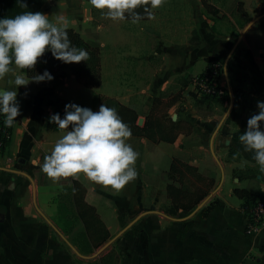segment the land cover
<instances>
[{"label":"crops","instance_id":"obj_1","mask_svg":"<svg viewBox=\"0 0 264 264\" xmlns=\"http://www.w3.org/2000/svg\"><path fill=\"white\" fill-rule=\"evenodd\" d=\"M208 3L217 10L216 14L205 11L200 0H189L190 16L183 23L189 25V30L183 38L190 39L195 32L193 43L167 45L163 33L154 34L160 45L152 55L161 56L163 62L155 79L143 84L140 91L146 97L145 106L150 108L154 98L164 99L172 82L188 73L177 84L169 111L174 120L189 124L190 131L180 134L173 143L160 142L158 148L162 155L172 158L168 169L174 163L172 183L177 188L193 190V184L198 185L204 177L198 165L190 160L196 151L202 152L205 159L210 158L215 172L206 177V182L212 184L199 203L209 197L190 211L178 208L170 212L171 205L159 209L163 194L171 204L167 193L171 182L158 186L153 196L147 194L148 186L144 187L140 170L141 160L147 159L148 153L142 149L136 151L138 176L120 193L95 185L81 174L75 181L85 189V196L93 192L102 194L103 200L114 199L112 209L117 215L126 212L136 217L144 213L140 217L143 223L136 230L138 235L127 232L131 225L125 230L127 233L124 231L129 239L124 242L117 239L120 234L116 238L118 245L114 246L113 241L107 246L112 244L109 249L106 247L90 257L94 264H264V226L255 233H247V218L241 211L246 200L264 197V174L260 173L254 154L245 151L239 141L248 119L258 114L257 101L264 102V0H208ZM182 28L169 27L175 30L172 39L183 35ZM129 55L138 57L136 52ZM213 61L221 65V81L227 94L199 99L193 91V78ZM23 74L30 79L26 72ZM51 76V81H30L16 89L21 114L4 151L9 154V161L12 156H25L37 162L41 156L50 154L64 132L53 123L52 128H46V123L57 113L63 119L65 105L74 103L93 111L92 89L81 84L71 71L60 70ZM11 79L13 73L0 81V88L13 90ZM116 98L118 103L129 106L127 99ZM260 128L264 131V122ZM178 167L189 168L188 174L181 175ZM14 168L4 162L0 165V264H75L73 255L61 245L70 246V242L63 234L65 243L53 239L47 224L37 215L38 206L44 210L41 203L44 191L31 175L25 176L26 170ZM144 201L149 202V207L139 212L140 208H136ZM76 248L80 252L77 245Z\"/></svg>","mask_w":264,"mask_h":264},{"label":"rangeland","instance_id":"obj_2","mask_svg":"<svg viewBox=\"0 0 264 264\" xmlns=\"http://www.w3.org/2000/svg\"><path fill=\"white\" fill-rule=\"evenodd\" d=\"M40 12L48 15L52 21L55 20L56 16L65 17L68 21L67 27L77 31L89 45L99 49L101 63L99 84L91 88L93 111H98L102 104L114 108L118 101L116 96H118L119 99H127L129 107L136 110L138 113L137 124L139 123L138 125L140 126L144 122V116L150 109L149 106H145L146 97L140 91L141 86L149 84L155 79L157 68L163 62L161 56L152 55L155 48L160 45V41L154 34L163 33L167 45L174 42L188 44L195 41V32H192L190 39L188 36V39L183 38L184 34H187L186 32L189 30V25L183 24L190 16L191 7L189 0H166L163 7L154 10V20L144 19L145 21L141 20L138 24H132L130 19L117 22L106 19L100 11L95 10L90 5L89 0H45ZM174 26H183L181 30L183 31V35L181 34V37L177 39H172L175 35L173 33L175 30L169 29V27L174 28ZM132 52H136L138 57L132 58L129 55ZM73 66L74 63L63 64L60 70L71 71L70 68ZM187 75L188 73L186 72L181 78H176L172 82L171 88L164 93L163 98L168 100L173 99L172 95L178 89L177 84L185 79ZM83 78H77V80L82 84ZM199 99H204V97H199ZM167 113L168 115H172L169 108L167 109ZM127 142L135 151L142 149L149 154V156L147 154V159L141 160L140 175L145 182L144 187L148 186V190L146 191L150 197L156 194L158 186L165 185L168 181L173 182L168 169L172 158L170 159L169 156L162 155L163 153L158 148V144L163 141L157 142L145 137L131 135V138ZM8 155L5 152L0 154V159H3V161L0 160V165H3L4 162L8 163V166H11V168L15 167L17 170L23 168L27 174L36 180L42 191H44L41 195V203L44 205V210L40 209L37 205V215L47 224L53 239L57 242L60 240L65 243L59 233H57L59 231L73 247L75 246L76 248V244L78 243L88 247V242L82 237L81 231L83 227L77 218L72 202L70 178L68 180L62 179L59 183H53L49 180L41 171L44 156H41L38 161L36 160L37 162H32V160L28 157L25 158V156H17L15 158L12 156V160L9 161ZM199 159L202 160L199 161ZM190 160L198 165V169L204 177H210L215 172L214 163L210 158L208 160L207 158L205 159L202 152L196 151ZM164 195L166 194H163L160 198L159 209L161 210L168 209L171 205L167 195ZM84 198L85 202L94 208L98 219L109 232L110 238L135 217V215H131L130 217L122 218L120 216L121 213L117 215L116 211L112 209L115 207V200H103L102 194L91 192ZM147 207H149V202L144 201L136 209L140 208L139 210L141 211L139 212H142ZM123 209L121 208V211ZM142 223L143 221L137 224L134 229L130 230L129 234L137 236L138 232L136 230ZM125 232L117 239L123 242L129 239V235L126 236ZM117 239L112 243L114 246L115 244L118 245V242L116 243ZM61 245L73 255L75 264H82L83 262L94 264L90 261L92 258H80L71 246L67 244ZM98 249L99 247L91 253L86 254L92 255Z\"/></svg>","mask_w":264,"mask_h":264},{"label":"clouds","instance_id":"obj_3","mask_svg":"<svg viewBox=\"0 0 264 264\" xmlns=\"http://www.w3.org/2000/svg\"><path fill=\"white\" fill-rule=\"evenodd\" d=\"M89 3L106 19L114 22L130 19L132 24H138L145 17L154 20V10L163 7L166 0H89ZM19 4L27 8L23 0H19ZM139 9L143 10V15ZM67 25L63 16H56L52 21L48 15L31 11L0 19V81L13 73L9 81L13 90L0 88V114L5 117L6 127H12L21 114L16 89L27 86L30 81L39 83L53 79L47 70L30 79L23 74L35 69L46 52L51 51L55 59L65 64L89 58L86 50L72 45ZM257 107L258 114L248 119L247 129L239 136V141L245 151L254 154L253 159L264 174V131L260 128L264 122V102L257 101ZM49 123L64 132L41 165V171L53 183L69 178L79 180L83 174L95 185L119 192L137 178L135 164L139 153L127 142L131 129L114 108L102 104L94 112L70 103L65 105L63 119L57 113L49 118Z\"/></svg>","mask_w":264,"mask_h":264},{"label":"trees","instance_id":"obj_4","mask_svg":"<svg viewBox=\"0 0 264 264\" xmlns=\"http://www.w3.org/2000/svg\"><path fill=\"white\" fill-rule=\"evenodd\" d=\"M200 1L205 11L212 14L217 13V10L208 3V0ZM23 2L27 5V8H22L19 4V0H0V19L14 18L16 15L26 11L38 12L43 6L45 0H23ZM138 11L143 15L142 9H139ZM144 19L147 18L145 17ZM67 32L73 46L84 49L89 53V58L86 61L74 63V66L70 68L71 73L74 74L76 78L84 77L82 84L88 88L98 86L101 67L99 49L89 45L74 29L67 27ZM63 64L65 63L55 59L52 56L51 51H48L42 58H40L35 69L27 71L26 74L31 78L35 75H42L47 70L53 75L61 69ZM173 102L174 99L164 101L160 97L154 98L150 109L144 116L142 126L137 124L138 113L133 108L116 102L114 109L123 122L131 129L132 135L145 137L157 142L163 141L173 143L180 134H187L190 131L189 124L173 120L171 116L168 115L167 109L173 104ZM52 127L53 124L47 121L46 128ZM8 143L9 141L6 143V146ZM175 169L174 163H172L169 169L171 179H173ZM188 170L189 168L183 170L178 167L177 169V171L183 176L188 174ZM71 183L72 202L76 210L77 218L80 220L83 227L81 234L83 235L82 237L85 238V241L88 242V247H85L84 244L80 243L76 245L81 253H91L95 248H98L105 243L110 238V234L98 219L94 208L85 202V189L75 180H72ZM211 184L212 181L206 182V177L200 178L198 185L194 183L193 190L182 187L177 188L173 183L168 184L167 193L171 199L170 212H174L178 208H181L184 211L192 210L207 195ZM257 197L259 196L252 197L241 205L245 215ZM120 216L126 218L131 215L125 212L124 214L121 213ZM142 220L143 217L133 224L127 232L134 229V227L142 222Z\"/></svg>","mask_w":264,"mask_h":264},{"label":"built area","instance_id":"obj_5","mask_svg":"<svg viewBox=\"0 0 264 264\" xmlns=\"http://www.w3.org/2000/svg\"><path fill=\"white\" fill-rule=\"evenodd\" d=\"M222 68L219 62H211L210 65L192 81L193 91L199 97H217L227 94L226 86L222 84ZM171 116V115H170ZM173 119V117L171 116ZM5 117L0 114V154L6 149V143L11 138L12 127L4 125ZM174 120V119H173ZM244 213V210L241 208ZM247 233H255L264 226V197H257L246 213Z\"/></svg>","mask_w":264,"mask_h":264},{"label":"water","instance_id":"obj_6","mask_svg":"<svg viewBox=\"0 0 264 264\" xmlns=\"http://www.w3.org/2000/svg\"><path fill=\"white\" fill-rule=\"evenodd\" d=\"M211 150V153H212V155H213V157L215 158V160L217 161V163H218V165H219V168H220V171L222 172V167H221V165H220V163H219V161H218V159H217V157L215 156V154H214V152H213V150H212V148L210 149ZM7 170H9V171H15V170H12V169H7ZM25 176H27L28 178H30V176L28 175V174H26L25 173ZM209 196H207V198H208ZM206 198V199H207ZM206 199H204L201 203H199L198 204V206L196 207V208H198V207H200L203 203H204V201L206 200ZM195 211V210H194ZM144 213H140L139 215H137L135 218H133L130 222H128L117 234H115L112 238H110L108 241H106L101 247H99V249L94 253V254H92V255H83V254H81L80 252H78L68 241H66V242H68L69 244H70V246L74 249V251L77 253V255H79L80 257H83V258H90V257H93V256H95V255H97L98 253H100L103 249H105L110 243H112L113 241H115L116 240V238L120 235V234H122L126 229H128L131 225H133L142 215H143ZM58 233H59V235L61 236V237H63V235L58 231Z\"/></svg>","mask_w":264,"mask_h":264},{"label":"flooded vegetation","instance_id":"obj_7","mask_svg":"<svg viewBox=\"0 0 264 264\" xmlns=\"http://www.w3.org/2000/svg\"><path fill=\"white\" fill-rule=\"evenodd\" d=\"M21 161V160H20Z\"/></svg>","mask_w":264,"mask_h":264}]
</instances>
